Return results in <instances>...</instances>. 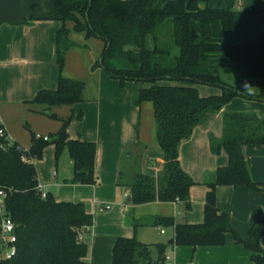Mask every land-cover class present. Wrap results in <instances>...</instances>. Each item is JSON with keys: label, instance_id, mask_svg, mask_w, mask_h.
Masks as SVG:
<instances>
[{"label": "trees", "instance_id": "trees-1", "mask_svg": "<svg viewBox=\"0 0 264 264\" xmlns=\"http://www.w3.org/2000/svg\"><path fill=\"white\" fill-rule=\"evenodd\" d=\"M54 15L61 21L55 34L57 87L42 89L32 102L49 106L74 105L82 101L84 83L63 75L65 56L79 45L70 38L66 22L85 38L104 43L102 61L92 68H102L111 78L123 84L134 81L141 87L132 97L134 105L152 104L155 137L163 153V166L156 176L142 172V157L147 145L135 142L123 153L122 175L118 185L131 192L132 205L150 202H180L184 211L190 209V188L196 184L179 162V147L191 136L194 128L211 110H221L234 98L264 102V33L260 40L228 42L222 34L243 31L236 21L232 4L227 8L209 7L210 0H51ZM205 6L202 7L201 5ZM246 8V15L258 14ZM170 20L171 32L166 39L159 35V26ZM195 25L198 29H195ZM234 70L252 84L259 80V90L252 95L222 79V73ZM166 83H160L164 82ZM219 87L217 95H202L194 85ZM54 117V115H51ZM82 114L77 115L81 119ZM61 126L53 141L30 135L28 149L18 142L8 143L0 136V188L5 216L15 224L17 251L0 264H89L86 236L93 226V215L84 203L59 201L52 193L42 198L35 162L42 158L48 144H54L55 156L65 148L72 161L71 183L93 185L95 177L94 142L70 139L69 119H60ZM0 128L2 125L0 124ZM245 145L264 146V116L251 112L224 111L220 137L209 136L210 151L224 150L226 166L204 175L205 196L203 222H175L173 217L155 215L135 218L132 211L127 221L134 227H172L173 241L178 247L223 246L227 232H233L230 217L216 204V188L221 185H246L264 190V183L252 180L250 162L243 152ZM254 244L251 263L264 264V249L259 240L264 228L255 224L250 231ZM85 238V237H84ZM167 244H144L136 237H117L112 248V264H166Z\"/></svg>", "mask_w": 264, "mask_h": 264}, {"label": "crops", "instance_id": "crops-1", "mask_svg": "<svg viewBox=\"0 0 264 264\" xmlns=\"http://www.w3.org/2000/svg\"><path fill=\"white\" fill-rule=\"evenodd\" d=\"M61 24L54 15L51 0H0V124L11 141L18 143L23 141L22 143L26 145L25 149L30 145V138L26 141V133L22 127L26 119L44 126H52L56 130L61 126L60 119H69L67 133L70 139L96 144L94 164L96 182L93 185L73 183L68 185L64 176L58 180L59 164L55 151L56 164L52 172V182H48L42 174L44 163L41 161L42 158L35 162L38 182L43 185L45 191L52 193L50 189L54 187L55 196L59 201H81L86 210L93 215V226L86 236L84 235V239L90 242L88 263L112 264L115 239L120 236H134L144 244H167L165 256L170 257L169 264H219L222 259V246L195 248L175 246L169 243L174 236L172 227L147 225L134 228L127 221V213L131 210L135 218H149L155 215L173 217L177 223L203 222V208L208 190L202 184L204 175L228 163V156L223 149L218 154L210 151L209 136H221L224 111L251 112L264 116V102L234 98L221 110L207 112L194 128L189 139L181 143L179 162L196 182L189 191V210L184 211L180 202L156 201L132 205L127 201L130 190L118 185V178L122 175L121 155L129 145L142 142L147 145L142 157L143 173L156 176L164 162L162 150L155 137L152 104L132 103L133 95L143 86L129 85V82L121 84L101 69L91 72V65L101 56L104 43L101 40L96 41L97 43L94 42L91 48H88L84 34L75 32L71 22L65 24L71 30L70 38L79 45L82 42L85 47H73L67 51L63 75L77 80L82 79L83 83L85 81L81 93L82 101L61 107H47L32 102L38 91L54 90L57 87L55 34ZM195 29H198L196 25ZM245 30L236 33L241 36L240 34ZM230 32L235 31L223 33L222 38L228 42H243L230 39ZM159 35L164 39L168 37L162 36L160 31ZM78 51L86 53V56ZM74 59L77 61L73 62ZM84 61L85 64L87 62L86 70H82L81 66ZM80 71L83 73L81 77ZM220 93L221 91L205 96ZM241 103L244 106H241ZM52 110L60 115L55 122L42 116ZM80 113L82 117L77 119ZM48 115L51 117L52 114ZM148 115H152V122L148 120L150 123L145 126L144 118L148 119ZM245 148L246 146L243 147V152L246 155ZM48 161L53 164V153L51 155L49 153ZM69 162L72 164L71 159ZM261 166L264 170V165ZM254 171L250 169L251 174L258 179ZM67 179H71V176ZM4 217L5 213L0 201V227ZM230 223L232 224V220ZM0 239L2 249H5L1 235ZM2 259L0 256V261ZM229 263H238V260Z\"/></svg>", "mask_w": 264, "mask_h": 264}, {"label": "rangeland", "instance_id": "rangeland-1", "mask_svg": "<svg viewBox=\"0 0 264 264\" xmlns=\"http://www.w3.org/2000/svg\"><path fill=\"white\" fill-rule=\"evenodd\" d=\"M230 4H232V10L237 13L235 17L236 21L239 24L244 25L246 27V30L240 34L241 36L237 35L236 32H230L229 38L234 41L242 40L243 42H250V43L258 42L260 40V35L264 33V0H210L208 5L216 6L219 8H227ZM201 6L204 7L205 5L202 4ZM246 8H256L260 12L258 14L246 15L245 13H243V11ZM158 29L162 34V36H168L171 32L170 20H165L159 26ZM81 37L84 38L83 36ZM87 41H88L87 47L91 48L94 42L100 40L91 37L87 39ZM80 44L83 45L82 42H80ZM78 53L82 55L83 52L78 51ZM84 55L86 56V53ZM99 58L93 61L91 65V72L97 69H101L102 71H104L102 68H92L93 64H95V62L98 61ZM76 61H77L76 59L73 60V62ZM81 66H82V70L83 69L86 70L87 62L85 64L84 61L83 65ZM80 74L81 77L83 74L82 71H80ZM221 77L227 83L234 85L240 89H243V84L245 82V79L239 76L234 70L229 69L228 71L222 73ZM79 80L82 81V79ZM117 81L120 83L119 80ZM125 82H129V85H133V86H143V87L148 86V84H142L134 81H125ZM160 83H166V81ZM259 83H260L259 80L252 81L251 85L255 87L254 92L256 90H259ZM194 86L199 89L202 95L217 93L221 91L219 87H214V86L201 85V84H196ZM241 106L244 105H242L241 103ZM48 114H52L54 115V117L52 116L50 117ZM42 116H44L46 119H48L51 122H55L56 119L60 117V115L55 110H52L49 113H45ZM148 117H149L148 119L144 118L145 126L148 124L149 121L152 122V115L151 116L148 115ZM153 124H154V119H153ZM22 127L26 133V137H27L26 141L29 140L31 133H34V134H39V136L46 135L50 138V142H52L54 139L53 134L57 131L56 129H53L52 126L49 125L44 126L39 122H34V121L30 122L27 119L23 121ZM22 142H19V144H21L23 148H26V145H24ZM245 146H246L245 149H247L246 155L248 156L250 161V169L252 168L253 170H255L254 172L258 178L256 179V177H254L253 174H251L252 180L259 183L264 182V170H262V166H261L264 165V146H254V145H245ZM54 149H55L54 144H48L44 148L42 154L41 161H44V163L42 164V170H43L42 174L44 175V177L47 178L48 182L53 181L52 172L55 170L54 165L56 164V160L54 157V151H55ZM49 153L50 155L53 153V164L49 163L48 161ZM57 159L59 164L57 179L61 180V178L64 176L63 178L67 180L66 183L68 185L71 184L70 181L71 179L68 180L67 178H69L70 176L72 178L73 166L69 162L70 159L67 149L64 148L60 153V155L57 157ZM218 187L216 188L217 207L220 210V212H224L230 217V219L232 220L231 226L233 227L238 239H240V241H237L235 234L233 232L226 233L225 244L221 247L222 259H220L219 264H252L251 250L246 244L255 243V239L250 235V231L255 224H259L260 226L264 227V190L253 189L246 185H238L237 187H234L232 185H221ZM50 191L52 192V194L55 195L56 191L54 187H51ZM76 201H71V202H76ZM87 245L89 251L90 250L89 240H87ZM4 254H5V249H2V245H0V256L3 259H4ZM235 260H238V263H229Z\"/></svg>", "mask_w": 264, "mask_h": 264}, {"label": "built area", "instance_id": "built-area-1", "mask_svg": "<svg viewBox=\"0 0 264 264\" xmlns=\"http://www.w3.org/2000/svg\"><path fill=\"white\" fill-rule=\"evenodd\" d=\"M0 136H3L8 143H11V140L8 138L3 127L0 128ZM42 138L43 140H49L48 136H42ZM36 189L39 191L42 198H46L48 192L43 189V185L41 183L38 182ZM5 197H6V192L0 188V201L2 204ZM106 208H109V206H106ZM161 232H163L162 228H161ZM0 235L3 239V243L5 246V259H10L15 255L17 251L15 244L17 241V236L15 234V224L10 218L6 216L4 217L2 226L0 227ZM83 239L84 236L80 234V240ZM164 259L166 264H169L170 257L165 256Z\"/></svg>", "mask_w": 264, "mask_h": 264}, {"label": "clouds", "instance_id": "clouds-1", "mask_svg": "<svg viewBox=\"0 0 264 264\" xmlns=\"http://www.w3.org/2000/svg\"><path fill=\"white\" fill-rule=\"evenodd\" d=\"M254 89L255 87L253 85H251L250 82L245 81L243 84V91L240 92L241 94H247V95H252L254 94Z\"/></svg>", "mask_w": 264, "mask_h": 264}, {"label": "water", "instance_id": "water-1", "mask_svg": "<svg viewBox=\"0 0 264 264\" xmlns=\"http://www.w3.org/2000/svg\"><path fill=\"white\" fill-rule=\"evenodd\" d=\"M98 61H99V62L102 61V56H100V58H99ZM130 200H131V192L129 191V193L127 194V201H130ZM169 243H170V244H173L174 241L171 240ZM259 244H260V246L262 247V249H264V236H262V237L260 238V240H259Z\"/></svg>", "mask_w": 264, "mask_h": 264}]
</instances>
